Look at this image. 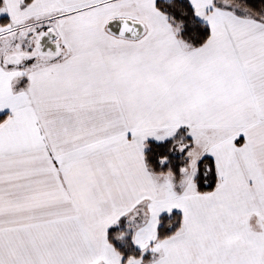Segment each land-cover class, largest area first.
Instances as JSON below:
<instances>
[{"label":"snow or ice","instance_id":"6c2138e0","mask_svg":"<svg viewBox=\"0 0 264 264\" xmlns=\"http://www.w3.org/2000/svg\"><path fill=\"white\" fill-rule=\"evenodd\" d=\"M0 264H264V0H0Z\"/></svg>","mask_w":264,"mask_h":264}]
</instances>
